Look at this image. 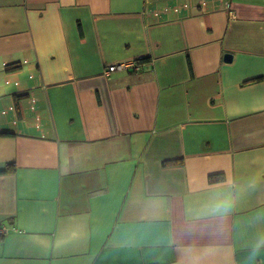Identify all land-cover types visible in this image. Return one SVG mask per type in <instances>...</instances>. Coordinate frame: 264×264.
<instances>
[{"label": "crops", "instance_id": "obj_1", "mask_svg": "<svg viewBox=\"0 0 264 264\" xmlns=\"http://www.w3.org/2000/svg\"><path fill=\"white\" fill-rule=\"evenodd\" d=\"M7 166L0 264H264V0H0Z\"/></svg>", "mask_w": 264, "mask_h": 264}, {"label": "built area", "instance_id": "obj_2", "mask_svg": "<svg viewBox=\"0 0 264 264\" xmlns=\"http://www.w3.org/2000/svg\"><path fill=\"white\" fill-rule=\"evenodd\" d=\"M142 64L143 62L140 61H134V60H131L129 62H119L118 64H112V65H108L106 67V70H105V74H110L112 72H116L118 70H132V71H140L142 69ZM7 231V228L6 230H2L0 229V233H6Z\"/></svg>", "mask_w": 264, "mask_h": 264}, {"label": "trees", "instance_id": "obj_3", "mask_svg": "<svg viewBox=\"0 0 264 264\" xmlns=\"http://www.w3.org/2000/svg\"><path fill=\"white\" fill-rule=\"evenodd\" d=\"M141 60H143V59H141ZM141 60H136V61L140 62ZM16 67H19V66H18V65H17V66L13 65V66H11L10 68H16ZM9 70H10V69H9ZM14 169H15L14 167L7 166L6 169H4L3 171H1L0 173L8 172V171H11V170H14Z\"/></svg>", "mask_w": 264, "mask_h": 264}, {"label": "water", "instance_id": "obj_4", "mask_svg": "<svg viewBox=\"0 0 264 264\" xmlns=\"http://www.w3.org/2000/svg\"><path fill=\"white\" fill-rule=\"evenodd\" d=\"M231 58H232V55H231V54H227V55L225 56V59H227V60H231Z\"/></svg>", "mask_w": 264, "mask_h": 264}, {"label": "rangeland", "instance_id": "obj_5", "mask_svg": "<svg viewBox=\"0 0 264 264\" xmlns=\"http://www.w3.org/2000/svg\"><path fill=\"white\" fill-rule=\"evenodd\" d=\"M2 230H6V229H2Z\"/></svg>", "mask_w": 264, "mask_h": 264}]
</instances>
